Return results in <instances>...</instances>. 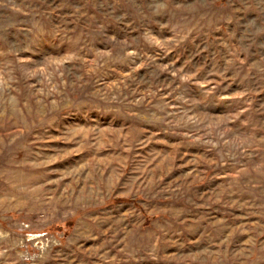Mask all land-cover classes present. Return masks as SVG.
<instances>
[{
    "label": "rangeland",
    "instance_id": "1",
    "mask_svg": "<svg viewBox=\"0 0 264 264\" xmlns=\"http://www.w3.org/2000/svg\"><path fill=\"white\" fill-rule=\"evenodd\" d=\"M0 264H264V0H0Z\"/></svg>",
    "mask_w": 264,
    "mask_h": 264
}]
</instances>
